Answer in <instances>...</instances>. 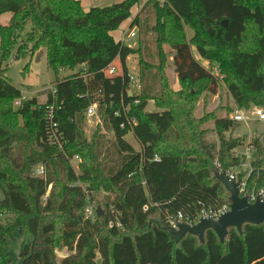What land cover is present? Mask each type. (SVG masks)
Returning <instances> with one entry per match:
<instances>
[{"label":"trees","instance_id":"trees-1","mask_svg":"<svg viewBox=\"0 0 264 264\" xmlns=\"http://www.w3.org/2000/svg\"><path fill=\"white\" fill-rule=\"evenodd\" d=\"M138 4L124 0L85 11L80 0H0V17L12 15L0 26V264L12 263L8 238L17 229L26 235L22 264H264V224H246L242 234L231 228L224 243L212 230L204 244L192 235L176 243L168 230L179 214L193 224L202 210L231 204L215 162L224 171L241 168L235 150L243 142L225 136L241 125L230 119L232 110L222 118L216 112L197 117L196 108L206 95H218L221 82L237 110L264 107V0H149L128 34L138 28L140 54V91L129 96L131 50L111 33ZM29 25L15 58L37 53L38 62L45 52L55 81L44 104L23 100L3 68ZM186 28L194 31L191 40ZM118 58L124 75H107ZM63 70L72 74L59 78ZM149 101L163 111L149 116ZM94 104L105 133L88 141L86 112ZM211 122L219 149L207 139ZM56 132L59 140L50 141ZM130 133L140 151L126 140ZM251 146L246 194L264 187L261 138ZM76 156L79 175L70 164ZM39 165L41 176L34 174ZM78 181L109 193L94 222L85 214L86 192L73 185ZM59 244L71 252L60 261Z\"/></svg>","mask_w":264,"mask_h":264},{"label":"rangeland","instance_id":"rangeland-1","mask_svg":"<svg viewBox=\"0 0 264 264\" xmlns=\"http://www.w3.org/2000/svg\"><path fill=\"white\" fill-rule=\"evenodd\" d=\"M84 1V10L89 11L91 9L90 6L94 7H108L112 6L116 3L123 2L124 0H95L93 5H87L86 0ZM93 0H88L90 3ZM140 1V0H139ZM142 2L146 0H141ZM88 6V7H87ZM88 8V9H87ZM87 9V10H86ZM12 18L11 14H5L0 17V26H5L10 23V20ZM31 31V26H27L26 30L20 34L21 39L18 40L17 44L14 47L12 56L7 60L3 62V68L7 69V78L9 81L17 88L22 90L23 93V100L31 99V98H37L39 103L44 104L46 103L48 99L49 92L52 91L55 81V74L52 70H50L47 66L45 52H43L41 60L37 62V53L33 56L28 55L26 58H23L21 60H16L15 56L18 53V47L22 43L23 39L27 36V34ZM192 33V31L190 30ZM194 55L195 58L200 61L202 65H204L205 68L209 65V63L203 59H201L200 55L198 54L197 50L194 48ZM3 52L0 49V61H3ZM72 72L68 70H63L59 73V78H64L66 76H70ZM168 76L170 79V82L173 84V80L175 75L173 72L169 70ZM20 102H15V107H19ZM257 109L264 110V107L258 106V105H251L249 109L241 110L243 111L246 116L249 117L247 121L244 122H238L241 126L237 129L227 132L225 136L227 138H233V139H240V141L243 142L242 146L237 148L235 150V155L240 159L241 162V168L238 167H230L228 170H232L235 175L240 179L243 177V182L245 183L247 178L249 177V174L251 172V161L253 159V153L254 149L251 146V143L256 138H261L263 145H264V122L257 121L256 117L254 116V111ZM232 110L233 112L229 115L230 119L234 116L235 112L237 111V108L234 104V100L229 94L227 87L224 83H220L219 87V93L218 95H206L203 97L199 103L197 104L196 108V116L201 117L204 115L205 112H216L217 116L222 118L226 117L228 115V111ZM163 110L156 108L154 102H150L147 106L146 112L149 116L157 115L158 112H162ZM100 117V116H99ZM233 120V119H232ZM100 126V127H99ZM97 125L95 122V119L88 118L86 116L85 120V126H84V135L85 138L88 141H91L96 133H105V130L102 126V121L100 125ZM208 129H210V133L207 134V139L210 142H214L218 144L219 149V142L218 137L216 133L214 132V123L211 122L206 126ZM101 128V129H100ZM109 138H111L110 134H107ZM126 140L137 150L140 151L141 147L135 140L132 133L128 134L126 137ZM218 160V159H217ZM216 160V161H217ZM80 161H77L75 159H72L70 161V164L72 165L74 171L77 175L80 173ZM216 166V162H215ZM40 167H43L42 165H39L34 170V174L41 176L43 174H40L38 169ZM263 167H264V160H263ZM73 185H79L82 187V189L86 192V204H85V214L87 208H92L95 213L98 208H101L104 211V202L105 198L109 195L104 188H94L90 190L87 186V184H84L80 181L75 182ZM51 189V187H50ZM50 189L48 192V195L50 193ZM261 189H264L261 188ZM260 189V190H261ZM0 198H3V194L0 191ZM47 199V196L44 197V200ZM87 217V215H86ZM97 217V215H96ZM95 220H92L94 222ZM25 232L23 230H16L11 237L8 238V246H9V253L12 258L11 264H22L23 259L20 256L21 253V244L25 240ZM55 253L57 255L58 260H62L65 257L69 256L71 252L66 247L61 246L59 244L56 249Z\"/></svg>","mask_w":264,"mask_h":264},{"label":"water","instance_id":"water-1","mask_svg":"<svg viewBox=\"0 0 264 264\" xmlns=\"http://www.w3.org/2000/svg\"><path fill=\"white\" fill-rule=\"evenodd\" d=\"M227 25V22H223ZM131 96V95H129ZM215 177L224 185L230 194V211L221 215L219 219H201L197 224L179 223L177 229L168 227L169 233L176 243L181 242L187 235L197 237L202 244L205 243V234L207 230H212L220 239L225 242L228 232L235 228L240 234L246 224L262 225L264 224V203L257 200L250 203L247 196L241 197L240 183L230 181L225 171H215ZM97 217H102L104 211L98 208Z\"/></svg>","mask_w":264,"mask_h":264},{"label":"built area","instance_id":"built-area-1","mask_svg":"<svg viewBox=\"0 0 264 264\" xmlns=\"http://www.w3.org/2000/svg\"><path fill=\"white\" fill-rule=\"evenodd\" d=\"M157 2H158L159 5H163L165 0H157ZM129 36L130 37H127V39H125V41H128L130 38L135 37V34L132 33ZM106 73L109 76H113V75H115L117 73V69L112 66L106 71ZM214 74H217L216 70H214ZM133 81H134V79L131 78V82H133ZM139 91H140V85H139ZM253 114L256 117L257 121L264 122V110L257 109V110L254 111ZM86 116L88 118L95 119V122H96V124L98 126L101 124V119H100L99 114H98V106L96 104L91 105L87 109ZM232 119L234 121H236V122H244V121H247L249 119V117L246 116V114L243 111L237 110L235 112L234 116L232 117ZM52 127H53V129H55L57 127V124L52 122ZM54 138L59 140V136H58L57 132H56V136H53V138H51L50 141H53ZM74 159L77 160V161H81V159L78 156H76ZM159 159L160 158H159L158 155L155 156V160L156 161H158ZM216 170H218L220 172L224 171V170H222L221 164H220V162L218 160L216 161ZM38 171L40 172V174H43V172H44L43 167H40L38 169ZM225 172L228 175L230 181L238 182V177L235 175V173L232 170H227ZM240 192H241V197L242 196H247L250 203H255L257 200H260L262 203H264V189L258 190L256 192L251 193V194H246V184L243 182V183H240ZM144 209L148 210V206H145ZM228 211H230V206H224L222 209H220L218 211L212 210V209L202 210L198 214L196 222L193 223V224L184 221L183 215L179 214L177 217H173V218H170L168 220V227L177 229V226H178L179 223H188V224L194 225V224H197L201 219H209V218H211V219L217 220V219H219V217L221 215L227 213ZM86 215L91 220H95V218H96V213H95V211L92 208H87ZM117 226L121 227V224L118 223Z\"/></svg>","mask_w":264,"mask_h":264},{"label":"crops","instance_id":"crops-1","mask_svg":"<svg viewBox=\"0 0 264 264\" xmlns=\"http://www.w3.org/2000/svg\"><path fill=\"white\" fill-rule=\"evenodd\" d=\"M82 7H84V1L80 0ZM95 0L91 1L90 3L88 2V0H86V4L89 5H93L92 3H94ZM149 0H146L144 2H142L141 0L139 1V4L137 6H135L132 10V16L130 19L126 20L118 30L112 32V36L115 39L116 42H123L125 44V46H127L131 52L128 54V56L126 57L125 60V67L127 70V78L129 79V84L127 85L126 91L128 95H134V94H138L139 93V85H140V54L138 52L139 49V35H138V28L134 27L131 32L135 34V37L130 38L128 41H125V39H127V37L129 34V31L131 29V24L133 19L139 14V12L145 7V5L148 3ZM87 6V7H88ZM91 8H93L94 6H90ZM88 9V8H87ZM86 9V10H87ZM190 28H186V35L188 40H191L194 36V31H192V33L190 32ZM196 49V48H195ZM169 50V49H167ZM193 54H194V48H192ZM195 56V55H194ZM170 64L172 65V59L170 61ZM204 66V65H203ZM113 67H115L117 69V75L123 76L124 75V66L121 62V59L118 58L114 63H113ZM206 67V66H205ZM209 67V65L207 66ZM171 72L174 73V70L172 67H170L168 69ZM131 78L134 79L133 82H131ZM173 88L176 91H179L181 86L180 83L178 81L177 76L175 75L174 80H173ZM150 102L153 101H149L148 105ZM155 104V102H154ZM156 106V105H155ZM157 108V107H156ZM210 112V111H207Z\"/></svg>","mask_w":264,"mask_h":264}]
</instances>
